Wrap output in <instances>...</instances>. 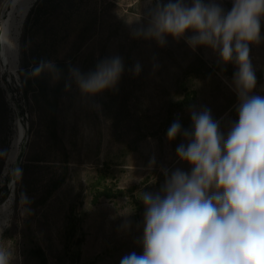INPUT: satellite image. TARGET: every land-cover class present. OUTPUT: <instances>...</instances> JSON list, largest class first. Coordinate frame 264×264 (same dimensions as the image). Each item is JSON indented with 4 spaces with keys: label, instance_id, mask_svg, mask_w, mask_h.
Here are the masks:
<instances>
[{
    "label": "rangeland",
    "instance_id": "obj_1",
    "mask_svg": "<svg viewBox=\"0 0 264 264\" xmlns=\"http://www.w3.org/2000/svg\"><path fill=\"white\" fill-rule=\"evenodd\" d=\"M10 1L0 0V20ZM155 2L52 0L38 17L29 18V10L21 21L13 13L10 37L18 56L10 49L11 56H0V247L18 255L14 264H41L36 249L48 264H120L131 252L141 254L137 241L145 209L140 193L159 192L164 170H191L176 154L184 138L167 139L170 125L179 120L182 130L191 129L192 106L210 109L222 131L238 119V98L231 87L234 64L219 63L206 47L193 51L184 39L168 36L161 47L154 39L136 36L147 29ZM220 2L226 11L232 7V0ZM261 23V42L250 46V59L257 78L253 94L264 96ZM115 56L122 59L124 71L114 89L87 96L70 80L69 68L86 75ZM44 61L54 62L60 78L54 81L45 72L39 76L40 88L24 96L25 63L31 65V75L33 64ZM189 90L196 97L185 105ZM19 121L27 130V150L24 171L10 189L12 164L4 172ZM105 170L107 182L127 193L92 204L90 184ZM72 205L84 212L77 236L85 239L67 251Z\"/></svg>",
    "mask_w": 264,
    "mask_h": 264
},
{
    "label": "clouds",
    "instance_id": "obj_2",
    "mask_svg": "<svg viewBox=\"0 0 264 264\" xmlns=\"http://www.w3.org/2000/svg\"><path fill=\"white\" fill-rule=\"evenodd\" d=\"M262 20L264 0H232L227 11L220 0H156L147 29L136 33L161 47L168 36L184 39L193 51L206 47L219 63L234 64L238 119L222 131L210 109L192 106L191 129L182 130L179 120L170 125L167 139L184 138L176 154L191 170H164L159 192L140 193L142 253L131 252L120 264H264V96L253 94L257 78L250 59V46L261 42ZM9 39L0 25V50L12 47ZM13 44L18 56L16 40ZM123 71L115 56L86 75L69 68V77L82 94L93 96L114 89ZM134 71L139 74V64ZM45 72L54 81L61 75L52 61L41 62L31 75ZM17 259L0 247V264Z\"/></svg>",
    "mask_w": 264,
    "mask_h": 264
},
{
    "label": "trees",
    "instance_id": "obj_3",
    "mask_svg": "<svg viewBox=\"0 0 264 264\" xmlns=\"http://www.w3.org/2000/svg\"><path fill=\"white\" fill-rule=\"evenodd\" d=\"M51 2L52 0H37L30 9L28 15L29 18L32 17V15L38 17L39 15L44 13L50 7ZM30 66L31 65L29 63H25L23 67L22 89L24 92V96H28L31 92H34L41 86V82L39 79L40 77L33 78L32 75H30ZM34 68H36L35 64H33L32 66V71L34 70ZM195 97L196 91L189 90L186 92L182 103L185 105L190 104ZM23 171L24 164H22L20 172ZM107 177V172L105 170V172H101L98 177L90 184L92 204L99 203L103 197L112 199L127 193L125 189L120 188L117 184L108 183ZM83 216L84 212L78 211L75 205H72L70 207L68 215V225L65 231V247L67 251L71 249L72 245L80 246L84 242V235H81L80 237L77 236L80 221L83 219ZM36 252H38V255L40 256L41 264H48L44 253L39 249H36ZM78 259L79 253L76 252V260Z\"/></svg>",
    "mask_w": 264,
    "mask_h": 264
},
{
    "label": "bare ground",
    "instance_id": "obj_4",
    "mask_svg": "<svg viewBox=\"0 0 264 264\" xmlns=\"http://www.w3.org/2000/svg\"><path fill=\"white\" fill-rule=\"evenodd\" d=\"M18 0H11V2H13L12 4V9L11 8H8V11L6 12V15L8 14V18L6 19V15H4V17L2 18V22L4 23L5 25V29L7 31V24L8 22L10 21L9 18L12 16L13 17V13H17L22 20H24V18L27 16V12H29L30 8H31V5L32 3L35 1V0H24V5L23 6V11H22V16H20V8H15V4ZM6 19V20H5ZM8 33H10V28L8 29L7 31ZM9 45H11L12 47L10 48V51H13V43H12V40H11V37L9 39ZM3 56H5L6 54H10V52L7 50L6 52L3 51ZM11 56V54H10ZM10 58V57H9ZM13 58V57H12ZM26 127L21 123V121H19L18 125H17V128H16V132H15V135H14V138L12 140V143H11V146H10V149H9V152L7 154V163H6V166H5V174H7V170L8 168L10 167V165L13 163L16 155L18 154L19 152V149H20V146L26 136ZM14 188V185L13 187ZM11 198V197H10ZM8 207V206H7ZM3 210V209H2ZM5 211V210H4ZM10 212V211H9ZM4 216V215H3ZM3 222V221H2ZM1 227V225H0ZM1 234V232H0Z\"/></svg>",
    "mask_w": 264,
    "mask_h": 264
},
{
    "label": "water",
    "instance_id": "obj_5",
    "mask_svg": "<svg viewBox=\"0 0 264 264\" xmlns=\"http://www.w3.org/2000/svg\"><path fill=\"white\" fill-rule=\"evenodd\" d=\"M36 1V0H35ZM12 4H13V2H11V4H10V7L12 8ZM22 5H24V0H18L17 2H16V4H15V8L17 9V8H20V16H22V11H23V6ZM31 7H32V5H31ZM28 13V12H27ZM4 17V16H3ZM2 17V18H3ZM8 18V14L6 15V19ZM5 19V20H6ZM2 20V19H1ZM0 20V25H3L4 27H5V25H4V23L2 22ZM9 22H8V24H7V31H8V29L10 28L11 29V26H12V21H13V17L11 16L10 18H9ZM3 51L4 50H0V56L1 57H3ZM5 52V51H4ZM26 150H27V138H24V140H23V142H22V144H21V146H20V149H19V152H18V154L16 155V157H15V159H14V161H13V163H12V174L9 176V178H8V186H9V188L10 189H12V187H13V185H15V183H16V181H17V179H18V176H19V174H20V170H21V166H22V163H23V161H24V157H25V154H26Z\"/></svg>",
    "mask_w": 264,
    "mask_h": 264
}]
</instances>
